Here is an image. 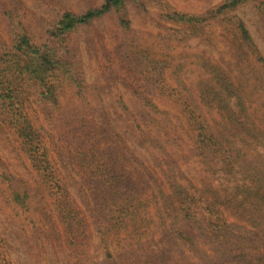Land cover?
<instances>
[{"label":"trees","instance_id":"trees-1","mask_svg":"<svg viewBox=\"0 0 264 264\" xmlns=\"http://www.w3.org/2000/svg\"><path fill=\"white\" fill-rule=\"evenodd\" d=\"M131 1L157 23L133 29L125 0L50 23L27 21L21 0H0V145L27 174L0 157L1 208L70 264H172L175 254L173 264H264V96L250 85L264 86V56L231 15L251 6L264 30V0H220L200 14ZM109 15L136 83L133 110L116 98L125 132L105 106L89 105L73 40ZM215 26L231 37L230 62L178 51ZM0 264H12L1 243Z\"/></svg>","mask_w":264,"mask_h":264},{"label":"rangeland","instance_id":"rangeland-1","mask_svg":"<svg viewBox=\"0 0 264 264\" xmlns=\"http://www.w3.org/2000/svg\"><path fill=\"white\" fill-rule=\"evenodd\" d=\"M27 12V21L33 18H43L47 22H53L62 11L81 13L91 7H98L103 0H21ZM146 1V0H141ZM168 3L178 11L200 14L220 0H167ZM127 12L133 29L151 28L156 24V19L151 10H148L149 18L143 19L136 12L135 5L131 0H125ZM231 15L238 17L245 25L253 42L264 56V30L259 17L251 6L238 8ZM152 20V21H150ZM145 27V28H144ZM217 26L211 29L212 33L204 36V39H196L182 44L178 51L188 53H204L217 60H225L228 63L232 59L233 46L231 37L224 36ZM214 31V32H213ZM82 60L83 73L88 86L87 101L90 106L102 104L109 111V118L114 126L125 132V124L122 116L115 111L116 98L123 94L126 104L131 110L135 108L128 97L130 92L136 89V83L131 74L123 68L116 56L115 47L120 40L114 16L109 15L95 21L92 26L77 31L73 37ZM239 63L235 61V65ZM243 72L244 67H241ZM184 79L193 84L196 80L194 74H186ZM257 97L264 96V86L250 83ZM260 107V122L264 128V101H257ZM117 112V113H116ZM127 133V132H126ZM129 134V133H127ZM63 138V137H62ZM62 143V142H61ZM0 157L13 169L16 175L26 177L25 169L18 165L13 157L4 151L0 145ZM74 200L80 206L77 195L71 191ZM156 237L155 239H157ZM148 241V245H149ZM0 243L5 248L7 256L12 264H70L67 254L58 248L44 250L29 240L17 224L11 220L8 213L0 205ZM94 256L99 260V252L96 242L93 246ZM171 263H179L180 257L174 255ZM102 264V263H101Z\"/></svg>","mask_w":264,"mask_h":264}]
</instances>
